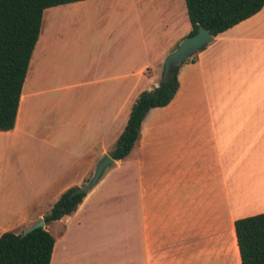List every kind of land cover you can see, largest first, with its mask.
<instances>
[{
  "label": "crops",
  "instance_id": "1",
  "mask_svg": "<svg viewBox=\"0 0 264 264\" xmlns=\"http://www.w3.org/2000/svg\"><path fill=\"white\" fill-rule=\"evenodd\" d=\"M190 30L186 0H78L43 10L14 127L0 131V235L29 227L81 184ZM64 36L88 59L65 87L53 83L51 63ZM192 57L179 67L173 99L147 112L130 153L66 220L87 224L109 200L117 211L121 197L163 194L166 235L182 220L197 228L221 214L236 243L234 220L264 212V5ZM78 86L81 109L57 103ZM59 247L51 264L62 260Z\"/></svg>",
  "mask_w": 264,
  "mask_h": 264
},
{
  "label": "trees",
  "instance_id": "2",
  "mask_svg": "<svg viewBox=\"0 0 264 264\" xmlns=\"http://www.w3.org/2000/svg\"><path fill=\"white\" fill-rule=\"evenodd\" d=\"M74 1L78 0H0V131L14 127L29 60L33 51L32 64L39 42L43 10ZM263 5L264 0H186L191 23L188 35L202 26L216 36L252 16ZM185 61H194V57L191 55ZM180 65L173 68L165 81L160 79L156 87L138 94L125 127L109 152L114 160L130 153L147 112L173 99L179 86ZM78 187L71 186L60 194L43 215L45 225L78 208L87 194L76 192ZM234 231L241 264H264V212L235 219ZM54 242V236L45 226L27 234L5 231L0 235V264H51Z\"/></svg>",
  "mask_w": 264,
  "mask_h": 264
},
{
  "label": "rangeland",
  "instance_id": "3",
  "mask_svg": "<svg viewBox=\"0 0 264 264\" xmlns=\"http://www.w3.org/2000/svg\"><path fill=\"white\" fill-rule=\"evenodd\" d=\"M54 57L52 80L63 87L72 85L88 64L86 55L76 50L67 36L57 43ZM162 70L163 65L158 69V84ZM146 72L152 73V69ZM65 91L67 95L57 103L65 109L67 105L81 109V87ZM111 148L106 149L107 154ZM101 157L92 163L89 174L77 186L89 181ZM117 201L121 204L117 211L112 210L109 200L87 224L68 221L66 215L44 225L62 246V260L58 258L57 264H73L76 258L79 264H240L231 226L221 214L213 221L203 220L197 228H191L188 219L182 220L178 228L170 229L166 235V195H130Z\"/></svg>",
  "mask_w": 264,
  "mask_h": 264
},
{
  "label": "water",
  "instance_id": "4",
  "mask_svg": "<svg viewBox=\"0 0 264 264\" xmlns=\"http://www.w3.org/2000/svg\"><path fill=\"white\" fill-rule=\"evenodd\" d=\"M213 35L204 27H198L197 31L192 35H187L178 46L171 51L163 61V70L161 74V80L165 81L168 75L172 72L173 68L183 63L188 57L200 50L204 45L211 42ZM114 163V159L107 153H105L99 161L96 163L93 175L89 181L76 189V192H87L96 185L104 171L108 166ZM45 223L43 218L38 219L32 225H30L23 234H27L30 231L38 227H44Z\"/></svg>",
  "mask_w": 264,
  "mask_h": 264
}]
</instances>
